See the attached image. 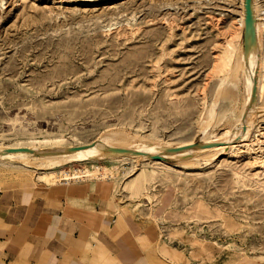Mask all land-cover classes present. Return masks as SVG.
Segmentation results:
<instances>
[{
  "label": "rangeland",
  "instance_id": "obj_1",
  "mask_svg": "<svg viewBox=\"0 0 264 264\" xmlns=\"http://www.w3.org/2000/svg\"><path fill=\"white\" fill-rule=\"evenodd\" d=\"M78 1L0 0V146L231 137L247 107L243 0L85 1L75 10ZM254 2L258 111L229 152L71 161L54 169L73 175L47 180L44 164L0 163V189L28 198L94 191L130 232L149 235L161 264H264V0ZM232 34L235 53L210 76L216 35Z\"/></svg>",
  "mask_w": 264,
  "mask_h": 264
},
{
  "label": "crops",
  "instance_id": "obj_2",
  "mask_svg": "<svg viewBox=\"0 0 264 264\" xmlns=\"http://www.w3.org/2000/svg\"><path fill=\"white\" fill-rule=\"evenodd\" d=\"M113 207L94 191L28 198L0 189V264H161L149 235L130 232Z\"/></svg>",
  "mask_w": 264,
  "mask_h": 264
},
{
  "label": "bare ground",
  "instance_id": "obj_3",
  "mask_svg": "<svg viewBox=\"0 0 264 264\" xmlns=\"http://www.w3.org/2000/svg\"><path fill=\"white\" fill-rule=\"evenodd\" d=\"M85 1L87 2L96 1L93 3L104 4L116 0H79L78 2H75V4H73V9L79 10V8H81L82 6V3ZM256 7L257 6L255 5L254 0H247V1L243 0V10H242L243 16L241 17V23L243 25V30H244V31L242 30L244 34L243 35L244 52H241V54H239L240 59L236 57L240 61L239 63V61L237 62L236 59V63H239L238 65H241L242 62V64H244L245 66L246 74L244 76L246 83L244 84H246L247 87L246 89L247 91H245V93L247 92V97H246L247 107L245 106L246 108L242 111L240 117L238 118L239 122H237L238 124L237 126H235L236 129L233 131L230 130L231 137H229L230 135H228L229 138H226L223 141L218 140L219 138L216 139L205 138L203 142L200 143H196L194 141H184V142H179L175 145H167V144L161 145L155 142H146V143L143 142L142 145H138L136 147H130V146L118 145L111 142L109 140L110 136L108 134H105L102 135V137L100 136L99 138H97L92 142L84 143L80 145H67V146H59V147L58 145L57 147L56 146L47 147L44 145V147L42 148L39 146H35L33 144L25 145V146L5 145V146H0V163H7V162L11 163L14 161L16 162L18 161L19 163L20 161V163L26 166H31L32 163L36 164V162H38V164H44L48 167V171L44 172L45 174L42 175L43 177L42 179L47 180L50 177L53 178L57 173L63 172V170L62 171L55 170L54 168L56 166H61L62 164L69 163L71 161H82L92 158L103 159L105 158V156H113V157L136 156L142 158V160L148 159L149 161H153L154 163H161L162 161V160L160 161L161 158L160 159L155 158V156H160V157L162 156V158L165 156L186 158V157L200 156L203 154L204 156L208 155V157H211L209 155H214V156L215 154L218 155L219 152L221 151L225 152L229 147L235 146L237 144V143L235 144V142L238 141L236 137L240 138L242 135L245 136L248 133L247 131L249 127H251L250 125L252 123V117H254V114L258 111V109H256L257 107L256 99L257 96L260 95L259 91L261 90V85H262L260 83L261 77L259 76L260 73L259 68L263 60L262 59L263 57H261L259 53L260 51L259 38H261L259 37L260 36L259 34L260 31H262L260 30L262 27V23L260 20H258L257 12H256L258 8ZM256 17L257 19L254 21ZM254 27L256 28L255 34H254ZM233 37H234L233 34L230 35V37L224 35L222 38H219L216 35V42L212 46L213 56H212L211 69L209 71L210 76H219L224 71L225 64H227V62H225V59L228 57V53L234 52L235 49ZM238 51H240V48ZM240 67L242 68V66ZM240 76L243 75L240 74ZM255 109L257 110L256 112H254ZM263 109L264 107L261 108V110ZM212 111L213 110H211L212 114L210 113L211 115H213ZM117 136H119L118 138L121 139L123 138L119 133H117ZM226 152H229V150Z\"/></svg>",
  "mask_w": 264,
  "mask_h": 264
},
{
  "label": "built area",
  "instance_id": "obj_4",
  "mask_svg": "<svg viewBox=\"0 0 264 264\" xmlns=\"http://www.w3.org/2000/svg\"><path fill=\"white\" fill-rule=\"evenodd\" d=\"M73 172H76V171H71V170H64L63 171V174L65 175V176H71V175H73ZM72 173V174H71Z\"/></svg>",
  "mask_w": 264,
  "mask_h": 264
},
{
  "label": "water",
  "instance_id": "obj_5",
  "mask_svg": "<svg viewBox=\"0 0 264 264\" xmlns=\"http://www.w3.org/2000/svg\"><path fill=\"white\" fill-rule=\"evenodd\" d=\"M247 1V0H246Z\"/></svg>",
  "mask_w": 264,
  "mask_h": 264
}]
</instances>
